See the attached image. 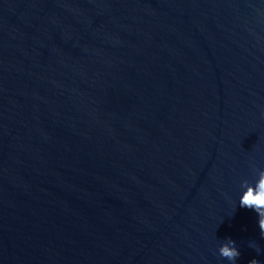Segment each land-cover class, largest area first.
I'll return each instance as SVG.
<instances>
[{
	"label": "water",
	"instance_id": "obj_1",
	"mask_svg": "<svg viewBox=\"0 0 264 264\" xmlns=\"http://www.w3.org/2000/svg\"><path fill=\"white\" fill-rule=\"evenodd\" d=\"M258 170L264 0H0V264H264Z\"/></svg>",
	"mask_w": 264,
	"mask_h": 264
},
{
	"label": "clouds",
	"instance_id": "obj_2",
	"mask_svg": "<svg viewBox=\"0 0 264 264\" xmlns=\"http://www.w3.org/2000/svg\"><path fill=\"white\" fill-rule=\"evenodd\" d=\"M241 187L246 188V191L239 199L240 207L252 209L258 214L260 233L264 237V170H258V179L254 186L245 180L241 183ZM234 245L235 241L229 240L220 248V254L229 260H235L240 252ZM249 264H258V261L252 259Z\"/></svg>",
	"mask_w": 264,
	"mask_h": 264
}]
</instances>
